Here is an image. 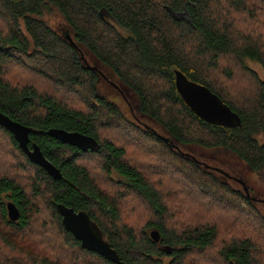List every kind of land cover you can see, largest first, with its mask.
<instances>
[{
  "label": "trees",
  "instance_id": "trees-1",
  "mask_svg": "<svg viewBox=\"0 0 264 264\" xmlns=\"http://www.w3.org/2000/svg\"><path fill=\"white\" fill-rule=\"evenodd\" d=\"M247 61L264 71V0H0V113L29 128V147L61 174L31 163L0 126V264H264V214L249 190L178 148L224 150L264 173V79ZM175 70L240 124L199 119ZM105 83L134 99L130 112ZM57 130L94 144H63ZM57 204L85 212L119 263L82 248Z\"/></svg>",
  "mask_w": 264,
  "mask_h": 264
},
{
  "label": "water",
  "instance_id": "water-1",
  "mask_svg": "<svg viewBox=\"0 0 264 264\" xmlns=\"http://www.w3.org/2000/svg\"><path fill=\"white\" fill-rule=\"evenodd\" d=\"M90 68L94 69V67ZM174 86L182 101L202 121L228 128L240 124L238 115L231 111V109L207 87L189 81L177 70L174 72ZM0 126L13 135L20 149L31 163L43 168L52 179H61L59 170L44 157L39 147L35 144L29 147V133L31 132L29 128L18 122L12 121L2 113H0ZM50 134L61 143L76 147L83 151H86L88 147L94 144L91 138L76 132L57 130L55 132L51 131ZM242 186L246 192L247 189L245 185L242 184ZM56 210L61 217L64 229L80 242L82 248L89 252H95L106 260L119 263L118 256L102 238L100 232L85 212L75 211L63 204H57ZM7 215L10 221H16L19 217V212L12 203L7 204ZM150 237L155 242L159 240L157 231L150 232ZM166 252L169 253L170 251L166 250Z\"/></svg>",
  "mask_w": 264,
  "mask_h": 264
},
{
  "label": "rangeland",
  "instance_id": "rangeland-1",
  "mask_svg": "<svg viewBox=\"0 0 264 264\" xmlns=\"http://www.w3.org/2000/svg\"><path fill=\"white\" fill-rule=\"evenodd\" d=\"M52 24H57V21L53 19ZM58 26H59V30L61 31L65 28L64 25H60L59 23ZM246 63L251 69H253L257 73V75L261 79H264V71L257 63L252 61H247ZM105 84H102L101 88L102 90L104 89L105 91H107L108 99L111 102L119 104L122 107V109L125 110V112H130L133 108L134 99L132 98L133 101H131L127 99L125 95L122 96L121 94L117 93L116 91L118 90L117 86L110 85V83L109 85L108 84L105 85ZM106 86L108 87L106 88ZM150 125L155 129H159L156 126H153L152 123ZM159 131L161 130L159 129ZM260 141L264 143V137H260ZM178 148L183 154L191 155L192 157H194L200 164L204 166V168L206 167V169H208L211 172H213L214 170V172L220 178L226 180H228L227 177L231 178L232 181H230L229 183L233 188L240 190L241 185L239 184H244L246 186V189L249 190L248 195L254 198L252 200V204L261 213L264 214V173L250 172L241 160H239L232 153L224 150H219V149L212 150V149L200 148L197 146H181V145H178ZM99 179L104 180L103 177H99ZM241 191L244 192L243 190ZM39 210H40L41 218L42 219L47 218V220L50 221L49 214L47 213L45 208L41 206ZM37 229L38 230L40 229L39 224H37ZM150 231L152 232L155 230H150ZM42 236L43 235L41 234V240H42Z\"/></svg>",
  "mask_w": 264,
  "mask_h": 264
},
{
  "label": "flooded vegetation",
  "instance_id": "flooded-vegetation-1",
  "mask_svg": "<svg viewBox=\"0 0 264 264\" xmlns=\"http://www.w3.org/2000/svg\"><path fill=\"white\" fill-rule=\"evenodd\" d=\"M259 201V200H258ZM260 201H262V200H260Z\"/></svg>",
  "mask_w": 264,
  "mask_h": 264
}]
</instances>
